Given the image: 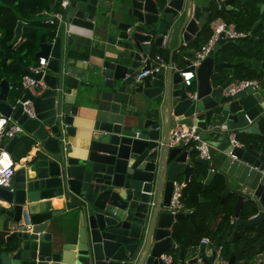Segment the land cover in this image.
Instances as JSON below:
<instances>
[{
  "label": "water",
  "instance_id": "1",
  "mask_svg": "<svg viewBox=\"0 0 264 264\" xmlns=\"http://www.w3.org/2000/svg\"><path fill=\"white\" fill-rule=\"evenodd\" d=\"M251 4L264 14V0H53L63 21L51 41L40 37L35 59L47 61L43 72H30L16 57L24 75L47 86L34 100L33 119L21 114V105L14 109L29 93L0 81V115L12 116L31 142L24 162L14 155L21 137L4 145L18 166L12 187H0V225L7 232L0 264H163L174 224L194 221L193 212H169L173 189L181 176L187 185L199 173L194 164L207 166L193 151L170 145L176 125H204L220 134L225 152L228 134L219 127L240 137L243 146L232 155L261 176L250 194L237 197L233 232L264 221V59L251 61L263 71L258 87L223 93L244 64L232 63L244 54L242 43L264 42L251 35L259 22L242 39L221 34L189 88L180 72L190 62L182 70L172 64L173 55L194 57L189 48L208 40L210 22ZM164 49L168 65L137 81ZM213 174L208 171L206 183ZM243 206L253 213L247 219L239 217ZM22 214L29 228H18ZM178 264L237 263L235 256L216 261V253L187 261L182 252Z\"/></svg>",
  "mask_w": 264,
  "mask_h": 264
},
{
  "label": "trees",
  "instance_id": "2",
  "mask_svg": "<svg viewBox=\"0 0 264 264\" xmlns=\"http://www.w3.org/2000/svg\"><path fill=\"white\" fill-rule=\"evenodd\" d=\"M52 2L53 0H0V71H5L9 67L6 64L7 61L14 59L16 55L21 56L24 64H32L33 55L36 54L38 48V41L45 29H48L46 39L48 41L53 39L52 28L45 25L43 20H36L43 10L49 9ZM251 8L256 7L251 4L232 17H243L250 12ZM260 17L261 23L252 32L253 37L257 34L258 37L264 36V14ZM227 18L224 17L225 20ZM19 22L22 23L19 42L9 45ZM242 46L245 52L237 61H244V64L231 73L233 80L256 79L259 81L263 77V71L260 68L252 67L251 61L252 59L253 61L264 59V42L253 45L246 41L242 43ZM237 139L241 141L238 136ZM30 145L29 139L21 137L14 147V151L17 148L20 149V154L16 158H24ZM197 167L200 172L194 175L181 190L184 209L193 211L195 223H190L187 218H182L177 222L172 231L174 241L184 250L195 248L199 245L200 240L208 238L216 247L221 246L219 255L223 262H228L232 256H235L237 264L239 262L248 264L258 254H264V231L258 233L254 232L255 227L241 226L233 232L235 223H232V217L236 200L235 195L220 197L226 186L224 177L216 174L208 183H203L199 177L205 171V167ZM201 199L206 202L203 203ZM252 214L243 208L239 217L247 219ZM215 218H219V222L213 229L212 224ZM5 236V232L0 233V244ZM168 253L173 255L174 261L177 260L172 250Z\"/></svg>",
  "mask_w": 264,
  "mask_h": 264
},
{
  "label": "built area",
  "instance_id": "3",
  "mask_svg": "<svg viewBox=\"0 0 264 264\" xmlns=\"http://www.w3.org/2000/svg\"><path fill=\"white\" fill-rule=\"evenodd\" d=\"M64 6V4H62ZM43 16V22L45 25L51 27L54 31V36L57 35L59 27L62 25V13L61 10H43L41 12ZM210 29V37L208 40L196 51L193 59L190 61L187 70H182L180 72V76L182 79V83L185 87L189 88L192 86L193 81L195 79V70L200 66L201 62L207 57L208 53L212 49L215 42L219 39L221 34H224L223 38L230 40H238L245 38L247 36L246 33L237 31L233 24L225 23L221 19L213 20L209 23ZM1 52V46H0ZM153 63L155 67L150 70L140 71L136 74V80L139 81L143 77L147 75L158 72L160 68L165 67V61L163 57L156 55L153 59ZM47 65V61L44 58H39L37 63L28 68V70L32 73H40L43 72L44 68ZM194 69V70H192ZM259 85V81L256 79H243V80H232L223 90L225 95H234L240 91H243L248 88H256ZM20 90L22 92V96L28 92L30 98L25 101H21L19 98L14 106V109L21 105L22 111L21 114H25L28 118L33 119L35 115L34 109V100L38 95L44 92L47 89L46 84L43 82V79L40 78L36 80L28 75H24L21 78L19 83ZM250 123V121H248ZM223 132L228 134V140L230 145V150L225 152L231 159L237 160V158L232 155L233 148H240L243 145L237 139L236 134L233 130L227 128L226 125H221L219 127ZM25 131L23 127L18 124L17 121L12 119V116L5 117L0 115V187L4 189H10L13 184V177L15 171L17 169V163H14L12 159L11 153H9L6 149H4V145H6L12 138L15 136H25ZM6 140V144L3 141ZM169 143L172 146H182L185 150H190L195 152L196 156L199 159H202L206 162L210 161L211 149L212 146L209 142L204 140L201 135L196 131L195 128H189L184 125H176L170 129L169 134ZM249 166L250 171H258V168H255L251 165ZM264 175V169L261 171ZM182 186L180 184H176L172 196L169 203V212L172 215H176L180 213L183 208V204L181 201V190ZM30 223L28 220V216L23 215L18 224V228L25 229L29 228ZM202 244H209L210 241L207 238H203L201 241ZM221 250V247H218V251ZM160 260L163 264H174L173 255L170 253H165L160 256Z\"/></svg>",
  "mask_w": 264,
  "mask_h": 264
},
{
  "label": "crops",
  "instance_id": "4",
  "mask_svg": "<svg viewBox=\"0 0 264 264\" xmlns=\"http://www.w3.org/2000/svg\"><path fill=\"white\" fill-rule=\"evenodd\" d=\"M235 7H237L238 9H241L238 6H235ZM52 9L57 10V11L60 10V8L58 6L51 7V5H50L49 9H45V10H52ZM258 14H259V16H258ZM260 15H261L260 10L258 8H251L250 12L247 13L243 17H240V16L230 17V16H228V18L226 20L224 18H221V20L224 21L225 23L233 24L237 31L249 34L251 32L252 27L255 25V23L259 22V24L257 25V27L254 30H256L259 27V25L261 23ZM39 19L43 20V16L41 15V13L38 15V17H36V20H39ZM218 19H220V18H218ZM47 31H48V29L44 30L43 35H45V37H46ZM254 37L257 38L258 34ZM17 41L19 42V37H18ZM204 43H205V39L202 41H199V43H193V46H192V48H189V51L193 49V51L196 52ZM39 44H40V39L38 41V48H37L36 53H38L40 50ZM97 45H98L97 42H91L89 46H91L92 48H95ZM35 55L36 54L33 55L34 58H33L32 64H24V62L22 61V66L29 68V67L35 65L37 63V59H35ZM156 55H159L161 57H167V56H169V51L164 49V50H161L160 52L154 54V56H156ZM17 56L18 55H16L14 57V59H10L7 61L6 64L9 67L5 71L4 70L0 71V75H1L0 79L2 80L3 77H5V79L9 83H18V85H19L21 78L24 76V74L22 72V68L17 65V59H16ZM192 59H193V57H191V56L185 55L183 58H181L179 56L173 55L172 64L176 69L182 70V69L186 68L185 61L190 62ZM232 63H239V60L238 61L234 60V61H232ZM167 65H168L167 62L165 61L164 66L166 67ZM17 88H18V86H17ZM17 93L18 94L22 93L20 90V86L17 89ZM185 126L189 127V128H195L196 131L201 135V137L204 140H206L207 142H209L210 145L212 146V149H211L212 158L210 161L207 162V166L205 167V171L201 174V176L199 177V180H202L203 183H206L208 171H211V170L214 172L212 177H214V175H216V174L223 176L225 179V182H226V186H225L224 191L226 190L227 192L222 197L221 195L224 193V191H223V193L220 195V197L224 198L228 195H230V196L235 195L236 201H237L238 196H247L248 194H250L255 189V187L257 186L258 180L261 176L260 173H258V171H250L248 164H246L245 162L238 160V159L237 160L231 159L225 153L224 150L219 149V146L221 145V142H218V139L221 137L220 134L208 132L204 125H198L197 127H193L192 125L186 124ZM71 141H72V144L75 145L78 140L75 139V140H71ZM3 143L6 144L7 143L6 140H4ZM17 149H18V154H14L15 157L19 156V153H20V149L19 148H17ZM258 149L259 148H256V150H258ZM31 154L32 153H30V155ZM194 158H197L195 152H194ZM19 160H20V162H24L25 158H20ZM197 166H198L197 164H194V169L199 170ZM191 179H192V177L189 179L188 183L190 182ZM179 181H180L179 184L182 187L186 186L183 184V177L182 176L179 178ZM201 200L203 203L206 202V200H204V199H201ZM236 201H235V204H236ZM243 208L245 209L246 207L243 206L242 209ZM242 209H241V211H242ZM180 211L183 213L193 212L191 210L184 209V206ZM187 220H189V219H187ZM189 222L192 224L195 223V215H194V221L191 222L189 220ZM218 222H219V218H215L214 222L212 224L213 229L216 228ZM232 223H235L234 217H232ZM172 231H173V228H172L171 232ZM1 232H4V229L0 225V233ZM6 235H7V232H6ZM171 241H172V249L171 250L173 251V253L177 257L176 258L177 260L174 261V264H178V261L181 258L182 252H184V259L187 261L193 259L194 257H199V258L205 257L206 259H208V258L212 257L213 253H216V261L220 260V255H219L220 251H218V247H221V246L216 247V245L212 244L211 242L209 244L205 245V244H202L201 243L202 240H200L199 245L197 247L187 248V249L182 250V248H180L179 244L176 241H174L172 236H171ZM238 264H243V262H239ZM249 264H264V257L261 255H257L253 259V261L249 262Z\"/></svg>",
  "mask_w": 264,
  "mask_h": 264
},
{
  "label": "flooded vegetation",
  "instance_id": "5",
  "mask_svg": "<svg viewBox=\"0 0 264 264\" xmlns=\"http://www.w3.org/2000/svg\"><path fill=\"white\" fill-rule=\"evenodd\" d=\"M252 227H255V228H254V232L261 233V232L264 231V221L261 222V223H259V224H257V225H255V226H252ZM249 228H251V227H249ZM258 255H261V256L264 257V254H258ZM243 264H245V263H243ZM248 264H249V263H248Z\"/></svg>",
  "mask_w": 264,
  "mask_h": 264
},
{
  "label": "rangeland",
  "instance_id": "6",
  "mask_svg": "<svg viewBox=\"0 0 264 264\" xmlns=\"http://www.w3.org/2000/svg\"><path fill=\"white\" fill-rule=\"evenodd\" d=\"M14 154H18V149H16L15 151H14ZM20 154V153H19ZM17 157V156H16Z\"/></svg>",
  "mask_w": 264,
  "mask_h": 264
}]
</instances>
